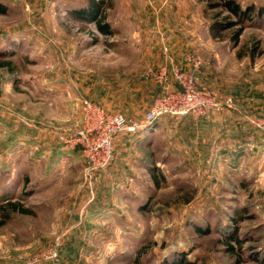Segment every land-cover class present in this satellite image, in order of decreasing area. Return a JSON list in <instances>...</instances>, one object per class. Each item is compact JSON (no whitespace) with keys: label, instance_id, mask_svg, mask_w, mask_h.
<instances>
[{"label":"rangeland","instance_id":"374dc122","mask_svg":"<svg viewBox=\"0 0 264 264\" xmlns=\"http://www.w3.org/2000/svg\"><path fill=\"white\" fill-rule=\"evenodd\" d=\"M0 1V264H264V0L214 31L205 0H96L111 33L76 13L92 0ZM188 77L219 106L172 113ZM168 96L113 165L63 140L85 100L140 121Z\"/></svg>","mask_w":264,"mask_h":264},{"label":"built area","instance_id":"2783aa9c","mask_svg":"<svg viewBox=\"0 0 264 264\" xmlns=\"http://www.w3.org/2000/svg\"><path fill=\"white\" fill-rule=\"evenodd\" d=\"M185 91L178 93L175 97H164L159 99L157 103L145 114L140 121L127 118L119 112L106 111L100 104L84 101L85 121L82 127L68 137L61 138L71 147L80 149L85 158L89 171H95L108 166L114 158L115 149L113 146L114 138L119 133L135 132L140 128L145 127L148 123L156 119L158 115L166 110V103L176 100L171 112L174 114H186L200 105L199 108L218 107L217 94L215 91L206 93L208 99L206 103L194 104L193 94V79L188 77L182 81ZM227 105L230 104V99L227 100ZM172 108V107H170ZM204 110H201L203 112ZM51 258L58 256V246L55 245L49 251Z\"/></svg>","mask_w":264,"mask_h":264},{"label":"trees","instance_id":"16d2710c","mask_svg":"<svg viewBox=\"0 0 264 264\" xmlns=\"http://www.w3.org/2000/svg\"><path fill=\"white\" fill-rule=\"evenodd\" d=\"M207 4L211 7H222L224 10L228 11V15H224L223 21H214L211 25V30L214 31L215 29H224L231 27L235 24V21L231 20L232 16H237L240 18V21H244L245 19L249 18L248 15L251 10H253V6H248L243 8L238 0H205ZM102 1L92 0L90 1L86 8L79 9L76 13L81 14L86 19H90L94 21L98 27V29L103 33H111L110 25L106 21H104L105 15L103 13L102 8ZM7 11V5L0 1V13H4ZM260 12L258 11V14ZM215 34V33H214ZM240 34L238 31L235 36L237 37ZM10 61H8V64ZM3 208L6 209V213L4 216H9V212L11 211H20L21 209L19 205L15 202H7L3 205ZM232 248V247H231ZM136 264H143L140 259V255L136 256L135 260ZM170 264H196V262L191 260H186L184 256H180Z\"/></svg>","mask_w":264,"mask_h":264},{"label":"crops","instance_id":"0c3cea01","mask_svg":"<svg viewBox=\"0 0 264 264\" xmlns=\"http://www.w3.org/2000/svg\"><path fill=\"white\" fill-rule=\"evenodd\" d=\"M125 133L128 134V133H131V132H125ZM117 158H118V150L115 148V155H114L113 160L111 161V164L112 165L117 161ZM112 165H111V167H112ZM107 214H109V213L107 211L103 210V209L100 210V211H94V212H92V215L91 216H88L85 219V221H83V224L86 225V224L90 223L89 222V219H90L91 222H95L96 221L98 223L105 222L106 220H110L111 217L106 216ZM91 226L88 225V227H91Z\"/></svg>","mask_w":264,"mask_h":264}]
</instances>
